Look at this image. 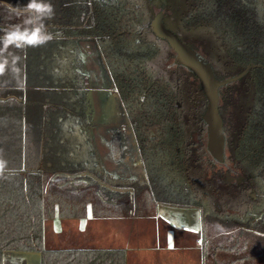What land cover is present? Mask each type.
Wrapping results in <instances>:
<instances>
[{"label":"trees","instance_id":"obj_1","mask_svg":"<svg viewBox=\"0 0 264 264\" xmlns=\"http://www.w3.org/2000/svg\"><path fill=\"white\" fill-rule=\"evenodd\" d=\"M184 1L185 30L213 33L231 66H261L245 76L252 104L235 144L225 131L232 154L220 172L194 150L192 124L204 114L186 108L195 91L182 93L156 64L162 45L145 0H0V264L13 253H39L42 264H127L125 249L46 248V220L72 195L52 187L54 175H85L116 198L135 190L134 199L157 210L199 212L204 264H264V0ZM88 40L126 107L146 164L141 185L113 178L94 159ZM226 165L241 185L225 183Z\"/></svg>","mask_w":264,"mask_h":264},{"label":"rangeland","instance_id":"obj_2","mask_svg":"<svg viewBox=\"0 0 264 264\" xmlns=\"http://www.w3.org/2000/svg\"><path fill=\"white\" fill-rule=\"evenodd\" d=\"M145 5L147 6L150 21L155 17L156 10L160 9L165 12L164 21L166 22V26L170 30L175 31L173 34L178 40H180L178 32H181L182 40L180 41L186 43L195 57L199 55L200 58L197 57V59L202 62L213 78H216L218 81H227L238 77L244 72L241 68L231 66L226 60L213 33L207 31L190 32L183 28L180 20L187 10L184 0H145ZM54 9L56 11L59 10L58 4H55ZM161 53L162 58L156 64L159 68L161 66V69H164L169 57L164 50ZM85 56L84 66L91 81L90 87L95 92H101L102 94L93 104L95 111L99 112L98 108L103 111V114L100 113L102 116H98L99 118L97 117L95 123L106 134L104 145L106 148L113 150L116 157L114 163L117 165V155L120 153L121 158L124 159L127 144L130 148L133 147L134 142L130 134L132 129L130 127L124 133L120 130L122 103L118 93L115 91L107 63L94 41H88ZM177 74L184 75L181 71ZM177 74H168L174 83H176V77L180 78ZM193 82V78H190L189 82L184 80L183 91H189L188 86ZM195 87L193 86L192 88ZM221 95L222 99L219 101L218 109L219 112H222L223 117H225L226 130L223 122V131H226L230 136H234V138H231L232 136L229 138L235 144L245 114L251 106L253 99V93L251 92L247 77L224 86L221 90ZM117 119L120 120L117 121ZM196 129L193 133L194 135L199 134L198 128ZM231 151L227 149L226 158L230 157ZM215 167L216 170L221 169L219 165H215ZM110 172L113 175L118 173L116 170H110ZM114 176L117 177V175ZM134 177L142 178V173L135 174ZM74 180V184L70 180L65 182L52 181V187L57 186L63 193L66 189L68 193L72 194L67 195L66 199L63 198L61 203L77 200L80 204L85 202L92 206L89 213L86 212L82 217L83 219L88 218V224L83 225L81 228L78 222L75 223L76 225H72L71 221L73 217H69L67 214L74 211L71 209L73 205L67 203L64 206L60 205L61 203H57L61 207V210L55 207L53 209V213L55 214L46 220L45 245L47 249H125L129 261L131 259L129 255L133 254L136 249H155L159 251L172 249L173 256L165 253L164 257L160 258L162 264H165L163 261L169 260H172L171 264H200L202 234L199 230L195 231L196 225L193 226L191 224L189 227H180L178 226L179 224H175L164 217L161 214V209L157 210L152 204H140L137 199H132L129 194L118 198L109 196L104 192L103 189L105 188H101L98 182L94 180L87 181L85 177H77ZM68 182H70V185L61 187L62 184ZM82 182H87V185L81 184ZM102 187L104 186L102 185ZM55 190L57 189L55 188ZM230 190L233 191L234 189L230 188ZM232 207H234L232 212L239 209L238 205L237 207ZM63 208L65 209V211L63 210L64 212H62ZM164 211L167 210L164 209ZM58 222L62 223L57 226L56 223ZM57 228L62 229L63 232L57 234ZM184 249H190L191 253L189 251L183 252L180 256L176 255L178 251ZM148 259L151 261V258Z\"/></svg>","mask_w":264,"mask_h":264},{"label":"flooded vegetation","instance_id":"obj_3","mask_svg":"<svg viewBox=\"0 0 264 264\" xmlns=\"http://www.w3.org/2000/svg\"><path fill=\"white\" fill-rule=\"evenodd\" d=\"M163 12L165 14L164 11L158 9L155 11V17L157 16V14ZM155 17L149 21V29L151 31V33L153 34V36L155 37V39L157 41H159L161 43V45H163L162 50H164L166 52V54L168 55V61L166 63V65L164 66V69L162 68L161 70L163 72H166L169 75H173V73L177 74L178 72H182L184 75H180L179 77H176V83L175 86H177L183 93V86H184V80H186L187 82H189L190 78H193L194 82L189 84L188 86V90L190 91L195 90V94L197 95V100L195 101V103H189V105H186V108L188 110V113L191 111H197V112H202L204 111V114L202 115V117L200 118V120H198L195 124H192V132L194 133L195 130H197L196 128H198L199 130V134L198 135H194L193 134V138L195 139L194 141V150L197 151H202L203 155L206 154L207 158H209V160H212L214 163H216L217 165H221L224 164L226 161V151H227V135L225 134L226 138H225V153H224V162L220 163L218 161L215 160L213 154L209 151V140H210V131H209V127L207 126V124L205 123V113L208 109V100L206 97V94L203 90L202 87V83L200 81V79L197 77L196 73L194 72L193 68H192V64H190L189 62H184L183 63H177V57H178V52L175 50L174 46L172 45V43L170 42V40H165L160 38L159 36H156L153 30V26H152V22L155 19ZM165 24V28L166 30L175 33V31L170 30L167 26H166V22L164 21ZM191 32V31H190ZM178 36L180 38V40H182V34L181 32H178ZM90 41V40H88ZM96 43L95 40H92ZM184 44H186L184 41H182ZM87 44L88 42H85V44L83 45V50H82V59H83V73L88 77L89 80V92H88V110H87V115L89 116V118L93 121V123L95 124L94 128H98V126L95 123V120L97 119V117H101L102 115L100 113L103 114V111H101L99 108V112L95 111V108L93 107V104L95 103L96 99L100 98L99 96L101 94V92H95L94 90L91 89L90 84V78L88 76V74L85 71V66H84V57H86V48H87ZM91 44V42H90ZM97 44V43H96ZM98 46V45H97ZM88 58V57H87ZM161 68V66H160ZM185 72H184V71ZM111 73V72H110ZM112 78V75H111ZM170 79L173 81V79L170 77ZM113 81V80H112ZM196 81V82H195ZM114 84V83H113ZM197 84V85H195ZM193 86H196L195 88H192ZM115 88V86H114ZM223 88V87H222ZM222 88H219V101L221 100V90ZM116 91V89H115ZM117 92V91H116ZM118 93V92H117ZM118 96L121 100L122 103V113H121V124H119L120 130L122 131V133L126 132L127 130L130 129L131 127V132L130 134L132 135L131 138L134 142L133 147L130 148L127 144V146L125 147V156L124 159L121 158V154L119 153V155H117L118 157V165H119V170L117 173V177L114 176L113 174H111V176L113 178H117L119 180L122 181H129L131 183H134V185H136L137 183H140V185L142 184V182L146 179V164L144 163V158L142 156L139 144L137 142V138L135 136V132L134 129L131 125V121L129 119L126 107L124 105V102L121 98V96L118 93ZM204 98H203V97ZM195 98V97H194ZM219 104V103H218ZM219 107V105H218ZM98 112V115H97ZM98 117V118H99ZM108 117V116H107ZM120 119H117V121H119ZM225 128V125H224ZM93 129V128H92ZM225 133V131H224ZM129 134V133H128ZM127 135V134H126ZM92 136V133H91ZM125 138V136H124ZM123 138V139H124ZM126 139V138H125ZM201 154V153H200ZM224 169V181L225 183H229V184H234L237 183L238 185H241L243 183V177L242 176H234L235 172L228 167L227 165L223 167ZM217 172H220V169L217 170ZM142 173V178H137L134 177L135 174H141ZM227 175H229V178L227 177ZM227 178V179H226ZM239 178L241 179V181L239 182ZM232 182H227L228 180H231ZM136 189V186H135ZM142 190L141 188H137V192L139 193V191ZM135 191V190H134ZM134 191L131 190H120L119 192L121 193V196H125V193H131L132 195L131 198L133 199L134 196ZM162 209H167L169 211H178V212H192V211H187V210H179V209H173V208H169V207H161ZM159 208V209H161ZM201 223V222H200ZM196 230H199V232L201 231V225L200 227L196 228Z\"/></svg>","mask_w":264,"mask_h":264},{"label":"water","instance_id":"obj_4","mask_svg":"<svg viewBox=\"0 0 264 264\" xmlns=\"http://www.w3.org/2000/svg\"><path fill=\"white\" fill-rule=\"evenodd\" d=\"M153 30L156 36H159L162 39L170 40L175 50L178 52L177 63L189 62L192 64V68L196 73L197 77L202 83L203 90L206 94L208 100V109L205 113V123L209 127L210 131V140H209V151L213 154L216 161L223 163L224 162V153H225V135L223 131V121L220 117L218 103H219V88L227 86L231 83H235L242 78H244L252 68L261 67V66H249L242 74L234 79L227 81H218L216 78H213L207 68L202 64L201 61L197 59L199 55L194 56L191 49L184 44L182 41L178 40L177 37L170 31L166 30L164 24V13L161 12L157 14L155 19L152 22ZM200 58V57H199ZM229 178V175H227ZM232 182L231 180H228ZM241 179L239 178V182ZM167 210V209H166ZM161 214L171 222L179 224L178 226L189 227L191 224L196 228L201 225L199 212H178V211H164L161 208ZM195 223V224H193ZM20 260H28L31 256H36L39 260V263L42 264V255L39 253H13Z\"/></svg>","mask_w":264,"mask_h":264},{"label":"crops","instance_id":"obj_5","mask_svg":"<svg viewBox=\"0 0 264 264\" xmlns=\"http://www.w3.org/2000/svg\"><path fill=\"white\" fill-rule=\"evenodd\" d=\"M101 97V95H100ZM4 101L8 100V97L5 96L3 98ZM2 97H0V104L2 103ZM92 141L94 143L95 146V150H96V156H94V159L96 161L97 164H99L100 166H102L105 170H107L108 172H110V170H116L118 172L119 170V165H118V157H117V165L114 163L115 161V154L113 153L112 149L106 148V146L104 145V137H105V133L103 130H101L99 127L98 128H93L92 131ZM90 133V135H91ZM4 136L6 137V129L4 130ZM111 174H113L112 172H110ZM117 175V174H114ZM84 178L85 175L81 176H62V175H54V181H73V184L75 183L74 178ZM96 181V180H94ZM61 182V183H63ZM68 184L70 185V182L62 184L61 187H66L68 186ZM81 184L83 185H87V182H82ZM74 201V202H73ZM67 203H69L70 205H73L71 209H73L74 211H71L67 214V216L69 217H73V220L71 221L72 225H76L75 223L78 222L80 225V228L85 225L88 224V218L87 219H83L82 217L87 213H89L90 208H92V206H90V204H87L85 202H82L81 204L79 202H77V200H72L69 202H63L60 205H66ZM79 203V204H77ZM56 207L61 208L59 205H56ZM80 219V220H77ZM90 221V220H89ZM62 223V222H58L56 223L57 226ZM46 225V224H45ZM82 230V229H81ZM189 230V229H187ZM197 231V230H196ZM63 232L62 229H56V233L59 234ZM126 251V250H125ZM191 253L190 249H184L182 251H178L176 255H182L183 252H189ZM165 253H168L169 255L173 256L172 254V249H165V250H135L133 254L129 255L131 257L130 261L126 252V256H127V264H162V261L160 260V258H163ZM151 258V261L148 259ZM148 259V260H147ZM7 262L11 263V264H40L39 260L36 256H31L29 257L28 260H20L15 254H11L8 258H6ZM165 264H171L172 260L169 261H163ZM200 264H204V259L201 256V260H200Z\"/></svg>","mask_w":264,"mask_h":264},{"label":"clouds","instance_id":"obj_6","mask_svg":"<svg viewBox=\"0 0 264 264\" xmlns=\"http://www.w3.org/2000/svg\"><path fill=\"white\" fill-rule=\"evenodd\" d=\"M35 7H37V5L34 3V2H32V3H30L29 5H28V8H35ZM49 10H50V6H49ZM37 32H38V30H37ZM37 39H38V37H37V35H32L31 37H30V39H29V43H35V42H37ZM42 42V41H41Z\"/></svg>","mask_w":264,"mask_h":264}]
</instances>
